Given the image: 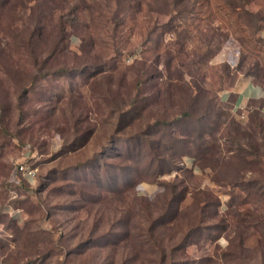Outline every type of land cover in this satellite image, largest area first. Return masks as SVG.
Segmentation results:
<instances>
[{
    "label": "rangeland",
    "instance_id": "374dc122",
    "mask_svg": "<svg viewBox=\"0 0 264 264\" xmlns=\"http://www.w3.org/2000/svg\"><path fill=\"white\" fill-rule=\"evenodd\" d=\"M246 76L264 0H0V264H264Z\"/></svg>",
    "mask_w": 264,
    "mask_h": 264
},
{
    "label": "crops",
    "instance_id": "0c3cea01",
    "mask_svg": "<svg viewBox=\"0 0 264 264\" xmlns=\"http://www.w3.org/2000/svg\"><path fill=\"white\" fill-rule=\"evenodd\" d=\"M222 100L231 105L232 111L245 108L250 101H259L264 112V89L252 77H241L230 90L224 92Z\"/></svg>",
    "mask_w": 264,
    "mask_h": 264
},
{
    "label": "built area",
    "instance_id": "2783aa9c",
    "mask_svg": "<svg viewBox=\"0 0 264 264\" xmlns=\"http://www.w3.org/2000/svg\"><path fill=\"white\" fill-rule=\"evenodd\" d=\"M243 109H241V111L239 112L240 117L242 118L245 116V112L243 111ZM28 159V148H25L19 158L14 162V177L19 179V175H21V178H24L31 182V180L35 178L36 169L33 167H29ZM17 211L18 210H16V212L14 211V214L17 213Z\"/></svg>",
    "mask_w": 264,
    "mask_h": 264
},
{
    "label": "trees",
    "instance_id": "16d2710c",
    "mask_svg": "<svg viewBox=\"0 0 264 264\" xmlns=\"http://www.w3.org/2000/svg\"><path fill=\"white\" fill-rule=\"evenodd\" d=\"M258 110H261L262 111V104H260ZM258 120V119H257ZM237 135H239L240 138H242V136H245L243 133V131H240V127L237 128V131H236ZM192 142V141H191ZM198 148V146H196ZM200 147V155L203 157L204 156V153H205V147L203 146H199ZM207 147V146H206ZM204 150V151H203Z\"/></svg>",
    "mask_w": 264,
    "mask_h": 264
}]
</instances>
